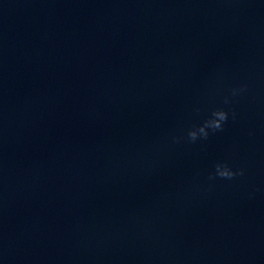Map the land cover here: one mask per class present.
<instances>
[{"label": "water", "instance_id": "obj_1", "mask_svg": "<svg viewBox=\"0 0 264 264\" xmlns=\"http://www.w3.org/2000/svg\"><path fill=\"white\" fill-rule=\"evenodd\" d=\"M206 118L0 44V264H264V134Z\"/></svg>", "mask_w": 264, "mask_h": 264}, {"label": "clouds", "instance_id": "obj_2", "mask_svg": "<svg viewBox=\"0 0 264 264\" xmlns=\"http://www.w3.org/2000/svg\"><path fill=\"white\" fill-rule=\"evenodd\" d=\"M246 90V86L232 89V96H236L239 93ZM231 101L228 97H225L224 103L229 104ZM198 111V109H197ZM229 118V112L223 108H217L211 111L210 115L203 121L202 124L193 127L187 133L188 139L191 142H196L198 139H207L209 136V130L212 132L222 131L224 124ZM232 118H236V113L232 112ZM178 142V139H177ZM243 169H233L227 162H217L214 165V172L209 174L208 179L214 181L217 178L223 180H233L238 176H243Z\"/></svg>", "mask_w": 264, "mask_h": 264}]
</instances>
